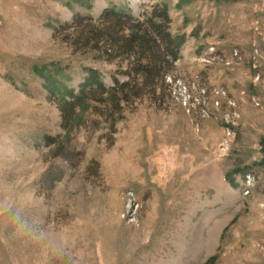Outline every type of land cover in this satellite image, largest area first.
<instances>
[{
    "label": "rangeland",
    "instance_id": "rangeland-1",
    "mask_svg": "<svg viewBox=\"0 0 264 264\" xmlns=\"http://www.w3.org/2000/svg\"><path fill=\"white\" fill-rule=\"evenodd\" d=\"M155 7L182 48L150 93L74 20ZM91 71L119 89L67 131ZM0 264H264V0H0Z\"/></svg>",
    "mask_w": 264,
    "mask_h": 264
},
{
    "label": "trees",
    "instance_id": "trees-1",
    "mask_svg": "<svg viewBox=\"0 0 264 264\" xmlns=\"http://www.w3.org/2000/svg\"><path fill=\"white\" fill-rule=\"evenodd\" d=\"M78 21L75 18L74 23L79 24L76 37L81 47L89 52L101 53L108 62L129 64L137 77L142 79L139 91L149 89L150 93H156L157 84L166 78L180 59L182 41L170 33L172 20L166 7H155L143 19H137L119 8H112L104 10L96 20L89 17V24L85 26ZM130 85V81L120 85L121 100L127 98L125 89L128 90ZM118 89L107 88L98 74L91 71L77 95L67 91V95L58 100V109L67 131L74 124L76 108L83 109L82 106L95 100L97 92L105 98H111ZM140 95L143 94H137ZM116 113L112 111L111 116ZM229 182L234 185V180L230 179Z\"/></svg>",
    "mask_w": 264,
    "mask_h": 264
},
{
    "label": "clouds",
    "instance_id": "clouds-1",
    "mask_svg": "<svg viewBox=\"0 0 264 264\" xmlns=\"http://www.w3.org/2000/svg\"><path fill=\"white\" fill-rule=\"evenodd\" d=\"M41 237H43V233H41Z\"/></svg>",
    "mask_w": 264,
    "mask_h": 264
}]
</instances>
